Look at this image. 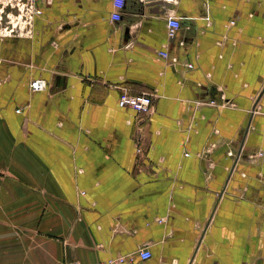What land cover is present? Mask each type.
Returning <instances> with one entry per match:
<instances>
[{
    "label": "crops",
    "instance_id": "crops-1",
    "mask_svg": "<svg viewBox=\"0 0 264 264\" xmlns=\"http://www.w3.org/2000/svg\"><path fill=\"white\" fill-rule=\"evenodd\" d=\"M35 5L0 37V264H264V0Z\"/></svg>",
    "mask_w": 264,
    "mask_h": 264
},
{
    "label": "built area",
    "instance_id": "built-area-1",
    "mask_svg": "<svg viewBox=\"0 0 264 264\" xmlns=\"http://www.w3.org/2000/svg\"><path fill=\"white\" fill-rule=\"evenodd\" d=\"M25 3V13H26V24L29 25L35 16L40 15V10L35 5V0H26ZM144 1H166L173 2L174 0H144ZM22 2V1H21ZM126 0H112V8L113 13L111 14L112 21H119L121 19V11L124 8ZM7 6V5H6ZM19 6V4L17 5ZM21 13V10H20ZM166 26H167V38L169 40L173 39L180 28L179 21L172 16V14L166 15ZM13 32V31H12ZM10 36V35H4ZM158 57L170 65L176 63V59L172 58L167 50H161L158 52ZM187 68H191V65H187ZM29 88L32 92L42 91L45 88V83L43 80H33L29 84ZM152 96L148 93H139L132 94L128 89H122L119 93L118 97V107L121 109H129L135 113L136 121L137 119L140 121L141 116H146L151 113L152 110ZM199 105H203L202 103H198ZM209 105H214L213 102H210ZM142 119V118H141ZM136 154L137 156L142 155L143 151L140 149V141H137L136 145ZM186 156V155H185ZM262 156V153H257L254 158H259ZM158 223H162V220H159ZM151 257L150 250L148 248H140L134 254L117 256L114 258H110L104 262H96L92 264H145L147 260ZM64 264H81L76 261H68Z\"/></svg>",
    "mask_w": 264,
    "mask_h": 264
},
{
    "label": "rangeland",
    "instance_id": "rangeland-1",
    "mask_svg": "<svg viewBox=\"0 0 264 264\" xmlns=\"http://www.w3.org/2000/svg\"><path fill=\"white\" fill-rule=\"evenodd\" d=\"M25 3V0H0V37L4 35H15L16 33L25 31ZM18 4L19 6H17ZM232 158H234L233 152Z\"/></svg>",
    "mask_w": 264,
    "mask_h": 264
},
{
    "label": "water",
    "instance_id": "water-1",
    "mask_svg": "<svg viewBox=\"0 0 264 264\" xmlns=\"http://www.w3.org/2000/svg\"><path fill=\"white\" fill-rule=\"evenodd\" d=\"M262 93H264V88H263V90H262V92H261V95H262Z\"/></svg>",
    "mask_w": 264,
    "mask_h": 264
}]
</instances>
